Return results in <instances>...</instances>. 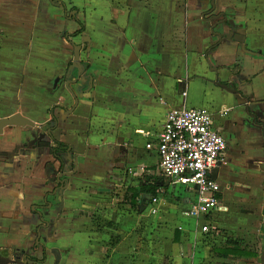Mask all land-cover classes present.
Returning <instances> with one entry per match:
<instances>
[{
    "label": "crops",
    "instance_id": "1",
    "mask_svg": "<svg viewBox=\"0 0 264 264\" xmlns=\"http://www.w3.org/2000/svg\"><path fill=\"white\" fill-rule=\"evenodd\" d=\"M213 2L214 9L211 0H0V118L19 111L38 125L0 136V251L42 254V236L49 252L42 264H264V0ZM49 22L61 24L63 37L83 28L77 35L87 40L80 79L71 82L74 69L55 89L51 61L41 55L53 48L35 45ZM233 35L244 36V48ZM182 107L214 113L227 143L211 175L226 210L197 220L184 215L195 190L162 177L155 147L146 149L166 113ZM238 112L262 136L245 133ZM52 138L68 146L69 160L67 152L52 157ZM230 154L253 157L247 173L228 169L237 164ZM49 160L53 177L76 169L55 197L42 189L44 178H33ZM148 187L154 196L141 192ZM132 191L134 207L126 201ZM45 198L47 215L33 205ZM53 214L51 246L41 231ZM205 224L216 232L201 233ZM134 229L144 240L130 238ZM228 249L241 254H218Z\"/></svg>",
    "mask_w": 264,
    "mask_h": 264
},
{
    "label": "built area",
    "instance_id": "2",
    "mask_svg": "<svg viewBox=\"0 0 264 264\" xmlns=\"http://www.w3.org/2000/svg\"><path fill=\"white\" fill-rule=\"evenodd\" d=\"M185 96V93H182ZM225 111L219 114L225 115ZM214 113L205 108L169 110L156 137L154 149L158 156L159 173L173 184L192 187L196 199L185 216L198 219L212 211H225L216 197L219 184L211 177L227 149L223 135L215 128ZM156 213L150 209V214ZM201 233L216 232L210 225L199 228Z\"/></svg>",
    "mask_w": 264,
    "mask_h": 264
},
{
    "label": "rangeland",
    "instance_id": "3",
    "mask_svg": "<svg viewBox=\"0 0 264 264\" xmlns=\"http://www.w3.org/2000/svg\"><path fill=\"white\" fill-rule=\"evenodd\" d=\"M56 3L57 4H61L62 0H56ZM70 9L71 8L68 9V12H69ZM83 24H85V23H83ZM63 29L64 28H62L60 23L49 22V24H48V30H49L48 34H46L45 38L42 39L44 44L43 43H37V42L35 43V45L42 51L44 49L48 50V48H50V47L57 50V51H53V49L51 50L52 52H54V54H50V53H48L46 51L41 53L42 56L46 57L45 58L46 60L51 61V64H52V67H53L52 72H50V74H49V77L52 76V79L51 80L49 79L50 81L48 82L49 86L52 87V89H55V88L59 87L61 84H64V82L66 80V77H67L66 71H67L68 65H70V62L72 61V45L73 44H78V45L83 44L82 43V39H81L82 34L81 35H77V36H71L73 34L72 33V34H69L66 37H63L66 34V30H63ZM83 34H85V32H83ZM82 52L83 53L81 54V60L83 61L82 57H84V59H85V51H82ZM56 72L60 73V75H55ZM73 76H74V74L72 75V73H71V77H73ZM66 93H67V95H69V93L67 91H66ZM180 97L181 96H179V98ZM63 98L66 99V96H63ZM239 114H240V112L237 113L236 118H237V120H239L240 125L242 126V129H244L245 133H247V134L250 133V135L253 136L254 133H258L259 132L260 133L259 135H261V131H259L257 128H255L253 126L255 124L251 123L248 118H244V120H243V117L242 116L240 117ZM52 124L53 123H51L50 126H52ZM45 126H49V125H44V127ZM40 128H41L42 132L45 131V129L43 127H40ZM32 139H34V138H32ZM249 143H250L251 146L254 147L255 140H250ZM252 150H253V148H252ZM235 156H236L235 154H230L228 156L231 159H237L236 161H234V162H237V164H233V163L230 162L231 164H229L228 169L231 170L232 168L233 169L236 168L238 171H244L245 173H247V171L251 168V162H252L253 157L251 159H248V158H244L241 155H238L237 158H235ZM63 157H65V155L61 154V158H63ZM47 165H51L52 168L55 170L56 163L54 161L49 160V161H47V162H45L43 164L44 172H43V168L42 169L40 168L39 169L40 174L37 175V176H33V178H34V180H35V178H44V182L41 183L42 189L44 190V187H45L44 191H47L49 193V192H51L50 189L52 187L53 175L52 174L48 175V173H47L48 172ZM27 166H29V165L28 164L27 165H25V164L23 165V169H25V172L28 171V169L30 170V168H28ZM16 168H20V166L16 167ZM45 173L47 174V177H45ZM18 176H22V174H19ZM48 176L50 177V179H48ZM219 182H220L221 185H224L226 180H222L221 178H219ZM44 184H45V186H44ZM39 190H41V188ZM42 204H43V202L40 199H36L34 201V203H33V205L35 207H37L36 209H38L39 212H41V213L43 212L42 211L43 208L40 207V206H42ZM116 205L118 206V204H116ZM23 212H25V214H26V212H28V206H26V204H25V208L23 209ZM98 212H99V210H95L93 217L98 216L99 215ZM54 217H55V215L53 214L51 216L49 215V217L46 218V220L50 224V227H49V229L47 231H45V230L41 231L43 236H46L47 238H49V244L51 246H54L55 239H56V233H55V230H54ZM68 219H70V218H68ZM96 220H97V223H102L103 222L102 220H100L98 218H96ZM41 237L39 238V243L42 244V247H40V248L45 251L46 255H48L49 252L46 251L45 246H43V244L45 242H44V240H42ZM143 237H144V235H138L137 229H134V230L131 231L130 238H132V239L134 238V240H139V239H141V240L143 239L144 240ZM138 243H140V242H138ZM143 245L144 244H142L141 246H143ZM33 252L24 253V254L27 255V256H31V257L33 256V257H36V258H40L41 257L40 252H38V254H36V256H34L35 254H32ZM24 254L23 253H18L19 261H20L18 264H20L21 262H24V257H23Z\"/></svg>",
    "mask_w": 264,
    "mask_h": 264
},
{
    "label": "water",
    "instance_id": "4",
    "mask_svg": "<svg viewBox=\"0 0 264 264\" xmlns=\"http://www.w3.org/2000/svg\"><path fill=\"white\" fill-rule=\"evenodd\" d=\"M211 6L214 9L213 0H211ZM233 39L238 41L240 43L241 47L244 48V46H243V44L245 42L244 36L233 35ZM86 42H87V40H84L82 38V43H86ZM81 49H82V46L73 45L72 63L66 72V75H67L66 78H70L72 71L74 69H77V78L75 81H71L73 84L76 83L80 79V74L82 72H84V67L80 63V51H81ZM66 86H68V83H66ZM231 92L235 95H238V92L235 89ZM67 112L70 113V110ZM37 126L38 125L35 122H33L29 118L23 116L19 111H17L8 117L0 118V136L3 134L5 128H9V127H20V128L30 127V128H34ZM43 137H44V135L40 134L39 137L36 139V141H40ZM69 157H70V154L67 152L66 159L69 160ZM261 166H262L261 168L264 170V164H262ZM64 171H65L64 173L61 171L56 178L57 183H59V191H58L59 195H61L62 191L68 187V182L66 180H61V178L72 176L76 172V169H74L72 172L69 170H64ZM262 185L264 187V181H263ZM18 260H19L18 257L15 255L12 256L8 250H1L0 251V264H18L19 263ZM24 263H25V261H24Z\"/></svg>",
    "mask_w": 264,
    "mask_h": 264
},
{
    "label": "trees",
    "instance_id": "5",
    "mask_svg": "<svg viewBox=\"0 0 264 264\" xmlns=\"http://www.w3.org/2000/svg\"><path fill=\"white\" fill-rule=\"evenodd\" d=\"M82 32H83V28H80L78 31L73 33V36H75L79 33H82ZM51 122H55V120L51 119ZM68 149L69 148L67 145L60 143V142L54 140L53 138L51 139V144L49 146V152L55 160H59L61 154L66 153L68 151ZM141 192H147V193L151 194L152 196L155 195V191H154L153 187L152 188L148 187L147 189L141 188ZM136 196H137V193L135 191H132L130 197L126 198V201L132 207H134L136 205ZM36 250H37V248L34 247L33 251L35 252ZM20 253H22V252H20ZM218 254L222 257H227L229 255H236V254H241V253H238V251L235 249H232V250L228 249L225 251H220ZM23 257H24L25 263L21 262L20 264H42L45 261L46 255H45V251L42 249V254H41L40 258H36L33 256L32 257L27 256L25 254L23 255Z\"/></svg>",
    "mask_w": 264,
    "mask_h": 264
},
{
    "label": "flooded vegetation",
    "instance_id": "6",
    "mask_svg": "<svg viewBox=\"0 0 264 264\" xmlns=\"http://www.w3.org/2000/svg\"><path fill=\"white\" fill-rule=\"evenodd\" d=\"M56 161H57V160H56ZM52 171H53V170H52ZM60 172H61V169H57V171H55V176L53 177V180H54L55 183H57V181H56V176H57ZM62 179H63V178H62ZM58 191H59V185H58V186L55 185V187L52 189V191L49 192V195H50L51 197H55V196L59 195V194H58ZM43 202H44V205H43L44 214L47 215V214H48L47 211L50 209V207H49V204H50V203L47 201V198H45V199L43 200ZM40 219H41V226H46V222L42 220L43 217H41V215H40ZM12 256H14V254H12Z\"/></svg>",
    "mask_w": 264,
    "mask_h": 264
}]
</instances>
